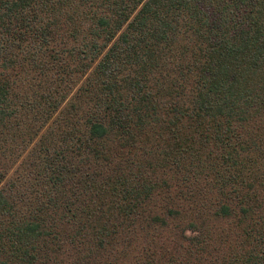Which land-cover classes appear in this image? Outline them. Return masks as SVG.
Listing matches in <instances>:
<instances>
[{
    "label": "trees",
    "instance_id": "trees-1",
    "mask_svg": "<svg viewBox=\"0 0 264 264\" xmlns=\"http://www.w3.org/2000/svg\"><path fill=\"white\" fill-rule=\"evenodd\" d=\"M0 264H264V0H0Z\"/></svg>",
    "mask_w": 264,
    "mask_h": 264
},
{
    "label": "rangeland",
    "instance_id": "rangeland-1",
    "mask_svg": "<svg viewBox=\"0 0 264 264\" xmlns=\"http://www.w3.org/2000/svg\"><path fill=\"white\" fill-rule=\"evenodd\" d=\"M189 232V231H188Z\"/></svg>",
    "mask_w": 264,
    "mask_h": 264
}]
</instances>
